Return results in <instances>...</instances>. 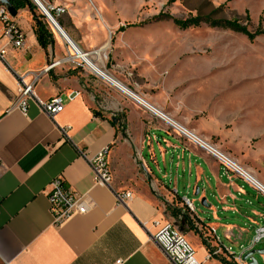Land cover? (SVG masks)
Wrapping results in <instances>:
<instances>
[{
    "label": "crops",
    "instance_id": "1",
    "mask_svg": "<svg viewBox=\"0 0 264 264\" xmlns=\"http://www.w3.org/2000/svg\"><path fill=\"white\" fill-rule=\"evenodd\" d=\"M23 1L10 15L24 35L21 48L8 44L0 20V47L8 48L0 58V264H172L152 238L151 222L163 218L159 201L162 207H179L184 198L193 206L192 211L186 208V225L191 227L186 234L200 264H250L242 255L264 249V237L251 242L262 222L264 195L185 140L124 88L172 120L189 119L202 102L160 79L159 71L134 65L118 18L101 4L103 16L96 18L85 0L51 1L66 8L58 25L68 38L83 50L105 54L97 61L114 83L71 62L42 71L64 57L67 48L49 22L54 34L41 25L45 44H39V15L30 0ZM37 72L32 99L22 114L12 106L17 76L29 82ZM56 95L62 109L49 116L39 102ZM203 130L208 136L212 132ZM105 146L111 181L102 186L93 183L88 157ZM248 168L264 185V166ZM55 177L83 194L89 207L59 225L53 223L46 195ZM125 191L131 198L117 202L116 194ZM252 257L264 264V252L255 251Z\"/></svg>",
    "mask_w": 264,
    "mask_h": 264
},
{
    "label": "rangeland",
    "instance_id": "2",
    "mask_svg": "<svg viewBox=\"0 0 264 264\" xmlns=\"http://www.w3.org/2000/svg\"><path fill=\"white\" fill-rule=\"evenodd\" d=\"M85 1L96 18L103 16L101 4L118 18V28L133 24L124 28V40L132 47L134 65L159 71L160 79L202 102L189 119L172 117L175 121L247 170L264 166V0ZM34 10L40 25L54 34L45 16ZM162 14L181 20L198 16L200 23L179 28L170 19L156 18ZM221 19L237 21L254 37L209 23ZM203 129L212 132L208 136ZM158 204L162 217L182 228L191 243L186 234L190 225L174 214L177 208L186 210L185 204Z\"/></svg>",
    "mask_w": 264,
    "mask_h": 264
},
{
    "label": "built area",
    "instance_id": "3",
    "mask_svg": "<svg viewBox=\"0 0 264 264\" xmlns=\"http://www.w3.org/2000/svg\"><path fill=\"white\" fill-rule=\"evenodd\" d=\"M35 9L43 14L41 10L45 11V18L52 23H57V18L65 13V7L60 4H54L51 0H30ZM0 20L4 24V34L8 38V44L15 48H21L24 42V35L18 28L16 23L10 19V14L5 5L0 4ZM67 48V53L60 60L53 61L46 66L42 71H47L60 61L71 62L83 67L88 71H92L97 75L102 76L108 81L114 83V80L109 77L98 64V59L105 58V54L101 53L98 49L83 50L63 32L61 35ZM7 46L0 47V58L4 59V55L7 52ZM40 74V72L34 73L32 81L26 82L23 76H17V93L13 107H16L22 114H26L28 102L33 96V82L34 79ZM126 94L132 97L137 103L145 107L148 111L154 113L158 118L163 120L172 130L179 133L185 140L202 148L208 154H210L216 161H218L223 168L228 172H231L249 185L256 188L264 195V185L246 168L236 162L233 158L221 151L215 145L201 138L193 131H188L180 124L174 122L169 115L165 112L157 110L145 102L138 94L124 88ZM40 109L49 116L61 111L62 104L60 96L56 95L49 100L39 102ZM193 132V133H192ZM108 147H102L94 154L88 157L90 168L92 171V180L94 184L107 186L111 181V171L107 160ZM47 200L49 204V210L52 216L53 223L56 225L62 224L70 217L78 214L86 213L89 209L87 200L83 194L74 192L67 188L61 177L53 178L49 183V190L47 192ZM131 198L129 191H125L121 194H116L117 202H127ZM183 202L185 207L189 210H193L192 203L184 198ZM151 226L155 231L152 233V238L160 246V248L167 255L169 261L172 264H200L195 256L194 249L189 241L186 239L184 233L180 228L174 225L171 221L164 218H157L151 222ZM255 240L251 241L252 244L264 237V214L262 215L261 225L257 227ZM226 253L231 255L232 258L241 260L240 255L235 258L228 251L223 249ZM220 247L214 250V253H218ZM209 256V254H208ZM118 262V261H117Z\"/></svg>",
    "mask_w": 264,
    "mask_h": 264
},
{
    "label": "trees",
    "instance_id": "4",
    "mask_svg": "<svg viewBox=\"0 0 264 264\" xmlns=\"http://www.w3.org/2000/svg\"><path fill=\"white\" fill-rule=\"evenodd\" d=\"M9 2L12 4L14 8H19L24 5L23 0H9ZM156 18H165V19H170L176 26L179 28H187L189 26H196L200 23V18L197 17H191L186 20H181L177 19L174 17H171L170 15L167 14H162L157 16ZM210 25H218L224 28H228L237 32H240L244 35L247 36V38L252 39L254 35L252 33H249L247 28L244 25L239 24L235 20H226V19H221V20H214V21H209ZM133 24L127 23L124 26H120L118 30H123L125 27L132 26ZM35 33H36V38L39 42L40 45L45 44V30L41 27L40 23H38V26L35 28ZM97 114V113H96ZM175 216L179 217L182 221L187 223L188 220V215L186 210H182L180 208L175 209ZM206 248L208 249L209 255L211 254V248L206 245Z\"/></svg>",
    "mask_w": 264,
    "mask_h": 264
},
{
    "label": "water",
    "instance_id": "5",
    "mask_svg": "<svg viewBox=\"0 0 264 264\" xmlns=\"http://www.w3.org/2000/svg\"><path fill=\"white\" fill-rule=\"evenodd\" d=\"M0 4L6 6V8H7V10H8V12H9L10 15H15L16 10H15V8L12 6V4L9 2V0H0ZM198 191H199V187L197 186V187L195 188V194H197ZM255 251H256V252H264V249H253V250H249V251H247L246 253H244V254L242 255V259L245 260L246 258H249V263H250V264H256V261H255V260L253 259V257H252V254H253Z\"/></svg>",
    "mask_w": 264,
    "mask_h": 264
},
{
    "label": "bare ground",
    "instance_id": "6",
    "mask_svg": "<svg viewBox=\"0 0 264 264\" xmlns=\"http://www.w3.org/2000/svg\"><path fill=\"white\" fill-rule=\"evenodd\" d=\"M41 12L42 13H44L45 14V16H46V13H45V11H43V10H41ZM47 21L54 27V29L57 31V33L58 34H60V36L63 34V31H62V29H61V27L58 25V23H52L49 19H48V17H47ZM174 121V120H173ZM174 122H176V121H174ZM177 123V122H176ZM183 127V126H182ZM185 128V127H184ZM186 129V128H185ZM188 130V129H187ZM188 131H190V130H188ZM191 132V131H190ZM193 133V132H192Z\"/></svg>",
    "mask_w": 264,
    "mask_h": 264
}]
</instances>
